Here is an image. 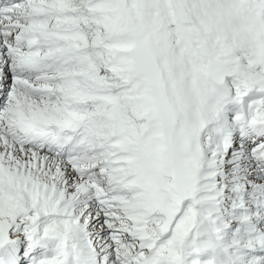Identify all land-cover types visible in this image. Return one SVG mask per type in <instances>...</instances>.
I'll use <instances>...</instances> for the list:
<instances>
[{
	"label": "snow or ice",
	"instance_id": "1",
	"mask_svg": "<svg viewBox=\"0 0 264 264\" xmlns=\"http://www.w3.org/2000/svg\"><path fill=\"white\" fill-rule=\"evenodd\" d=\"M0 264H264V0H0Z\"/></svg>",
	"mask_w": 264,
	"mask_h": 264
}]
</instances>
